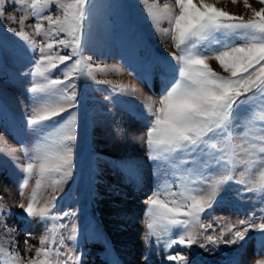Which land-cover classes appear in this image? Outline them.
Returning a JSON list of instances; mask_svg holds the SVG:
<instances>
[{
    "label": "snow or ice",
    "instance_id": "snow-or-ice-1",
    "mask_svg": "<svg viewBox=\"0 0 264 264\" xmlns=\"http://www.w3.org/2000/svg\"><path fill=\"white\" fill-rule=\"evenodd\" d=\"M258 3L262 6L256 9L244 0L251 13L248 19L206 0H175L174 6L165 3L163 7L152 3L147 9L156 27L167 24L160 31L171 36L175 51L168 55L175 63L164 61L167 84L158 106L149 108L148 159L158 172L164 171L145 201L146 228L158 244L163 242L166 259L176 264H190L187 255L172 254L170 250L177 245H198L205 250H210L207 245H237L253 228L264 238V222L239 220L221 227L218 235H205L213 225L203 223L237 170L241 179L235 182L250 185L245 190L264 199V0ZM88 4L89 0H11V6L18 5L22 13L17 20L6 15V0H0V21L16 25L6 30L24 42L33 59L30 75L34 82L28 89L33 109L26 125L38 144L31 155L25 150L19 195L24 196L30 180L35 185L27 203L17 207L26 222L35 220L43 229L34 255L22 257L15 247L0 248V257L6 258L0 264H80L81 257L66 244V239L76 240L77 232L75 224L69 229L62 222L69 213L54 211L57 196L43 204L39 196L43 188L50 185L55 191L72 175L76 117L68 110L76 106L74 81L94 79V71L108 70L107 66L94 67L90 57L82 54L81 31ZM211 60L227 75L214 71ZM96 82L127 91L126 85ZM127 167L134 173V165ZM0 215L5 232L11 234L14 230L7 225L11 210L5 214L0 204ZM260 219L264 221V215ZM65 231L70 232L67 237ZM25 235L27 253L32 251L29 240L33 237L30 232Z\"/></svg>",
    "mask_w": 264,
    "mask_h": 264
},
{
    "label": "rangeland",
    "instance_id": "rangeland-1",
    "mask_svg": "<svg viewBox=\"0 0 264 264\" xmlns=\"http://www.w3.org/2000/svg\"><path fill=\"white\" fill-rule=\"evenodd\" d=\"M193 2L199 3V0ZM206 2L245 19L251 15L244 7V0ZM247 2L252 8L262 6L258 0ZM152 3L160 7L165 3L174 6L175 0H89L87 6L88 15L81 31L82 54L90 57L89 62L94 67L107 66L108 70L94 71V79L81 77L74 81L76 106L68 110L76 117L72 175L56 186L55 191L50 185L43 188L39 196L41 204L52 195L57 196L54 211L69 213L62 222L68 224L69 229L75 224L77 232L76 240L66 239V244L81 257L80 264H176L166 259L163 242L158 244L146 228L145 201L164 171L158 172L154 162L148 159L145 133L152 119L149 108L154 110L158 106L167 84L164 61H171L168 53L175 51L171 36L160 31L167 24L161 23L158 28L148 15L147 9ZM5 8L6 15L20 19L22 13L18 5L14 9L11 0H6ZM52 14L55 16L56 12ZM8 27L16 25L0 21V196L4 198L0 204L5 214L11 210L7 225L14 231L6 233L2 223L0 229L3 236L12 237L8 249L15 247L26 257L34 255L43 232L35 220L30 224L26 222L21 215L23 210L17 207L27 203L35 185V180H30L24 196L19 195L24 175L21 169L27 162L25 150L31 155L38 144L36 135L26 125L33 109V94L28 91L34 82L30 75L33 59L24 42L6 30ZM209 64L214 71L227 75L216 61L211 60ZM113 68L119 71H112ZM96 81L126 85L127 91H114L110 84ZM129 164L135 166L134 173L129 171ZM238 179H241L239 170L203 219L205 226L213 225L205 235H218L221 227L237 224L239 220L264 222L260 219L264 215L261 194L246 191L250 185L237 184ZM9 188L13 194L8 192ZM9 197L13 198L10 204L7 203ZM90 205L98 211L97 217ZM2 220L3 215H0ZM104 225L110 227L115 237L112 244L107 240ZM29 232L33 248L25 253V234ZM63 234L67 237L70 232ZM128 242L132 246L127 245ZM206 247L210 250L198 245L191 248L177 245L170 251L187 255L190 264H258L264 260V238L255 228L237 245Z\"/></svg>",
    "mask_w": 264,
    "mask_h": 264
},
{
    "label": "bare ground",
    "instance_id": "bare-ground-1",
    "mask_svg": "<svg viewBox=\"0 0 264 264\" xmlns=\"http://www.w3.org/2000/svg\"><path fill=\"white\" fill-rule=\"evenodd\" d=\"M8 192H12L11 191V188H9L8 189ZM4 193H5V191H4ZM12 194H13V192H12ZM12 194H11V196H12ZM6 195V194H5ZM5 197V196H4ZM6 198V197H5ZM11 198L12 197H9V200L7 201V203L8 204H10L11 202H12V200H11ZM13 199V198H12ZM90 208H91V210L93 211V213H94V216H96L97 217V215H98V211H96L94 208H93V206L92 205H90ZM104 227H105V232L107 233V240H108V242H109V244H112L113 242H115V237L113 236V233L111 232V230H110V227H107V225H104ZM107 227V228H106ZM3 230H1L0 229V248H4V249H6V250H9L8 249V245L11 243V236L9 235V234H6V235H4L3 236V232H2ZM136 232V231H135ZM129 234V233H128ZM126 235V234H125ZM135 235V234H134ZM132 237V236H131ZM129 238V237H128ZM131 239V238H130ZM129 240V239H128ZM119 243V242H118ZM130 244L131 243H129L128 242V244L127 245H129L130 246ZM119 245H121L120 243H119ZM131 246H132V244H131ZM115 250V249H114ZM124 253V252H123ZM123 255V254H122ZM121 258V257H120ZM0 259H6V258H4V257H0ZM243 260L245 261L246 260V258L244 257L243 258ZM243 260L242 261H240V262H243ZM122 261H128L127 260V258H122ZM128 264H130V263H128Z\"/></svg>",
    "mask_w": 264,
    "mask_h": 264
}]
</instances>
